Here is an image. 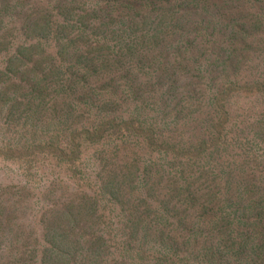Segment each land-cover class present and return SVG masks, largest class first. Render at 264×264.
<instances>
[{
  "label": "rangeland",
  "instance_id": "obj_1",
  "mask_svg": "<svg viewBox=\"0 0 264 264\" xmlns=\"http://www.w3.org/2000/svg\"><path fill=\"white\" fill-rule=\"evenodd\" d=\"M231 200L264 205V0H0V264H263Z\"/></svg>",
  "mask_w": 264,
  "mask_h": 264
},
{
  "label": "trees",
  "instance_id": "obj_2",
  "mask_svg": "<svg viewBox=\"0 0 264 264\" xmlns=\"http://www.w3.org/2000/svg\"><path fill=\"white\" fill-rule=\"evenodd\" d=\"M92 60V58H87L85 62L88 65L87 69H90ZM223 196L224 198L226 196L224 195V191H213L211 202L215 205H219L224 200L222 199ZM243 202V200H231L227 203L228 205L226 204V217L219 229L220 234L226 233L227 237L225 244L233 245L234 249L232 250H251L252 253H246L247 262L249 260H255L256 262L264 264V244L260 245L261 235L264 232V205L248 206ZM242 222L248 225V229L243 230L240 237L236 227ZM71 245L79 247V245L73 241H71ZM225 247L227 248V246Z\"/></svg>",
  "mask_w": 264,
  "mask_h": 264
}]
</instances>
